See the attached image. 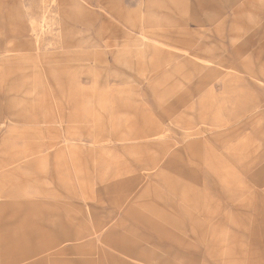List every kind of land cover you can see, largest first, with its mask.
<instances>
[{
	"label": "rangeland",
	"instance_id": "374dc122",
	"mask_svg": "<svg viewBox=\"0 0 264 264\" xmlns=\"http://www.w3.org/2000/svg\"><path fill=\"white\" fill-rule=\"evenodd\" d=\"M0 264H264V0H0Z\"/></svg>",
	"mask_w": 264,
	"mask_h": 264
},
{
	"label": "crops",
	"instance_id": "0c3cea01",
	"mask_svg": "<svg viewBox=\"0 0 264 264\" xmlns=\"http://www.w3.org/2000/svg\"><path fill=\"white\" fill-rule=\"evenodd\" d=\"M158 27H160V26H158ZM144 43H146V42H144ZM146 46H149V44L146 43ZM155 49L157 50V48H155ZM141 51H145V48L141 49ZM152 68H153L152 69L153 71H156V70H158L159 66L158 65H153ZM178 69L180 70L181 66ZM174 91H176V89H174ZM2 205H6L5 207H10L11 209H13V207H14V204L12 202L7 203V204L3 203Z\"/></svg>",
	"mask_w": 264,
	"mask_h": 264
},
{
	"label": "bare ground",
	"instance_id": "6f19581e",
	"mask_svg": "<svg viewBox=\"0 0 264 264\" xmlns=\"http://www.w3.org/2000/svg\"><path fill=\"white\" fill-rule=\"evenodd\" d=\"M21 249V248H20ZM30 250V249H29Z\"/></svg>",
	"mask_w": 264,
	"mask_h": 264
}]
</instances>
